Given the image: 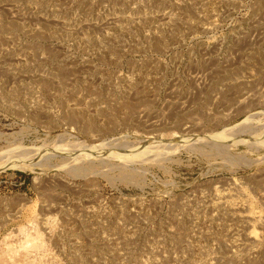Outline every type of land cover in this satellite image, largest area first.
Segmentation results:
<instances>
[{"label": "rangeland", "instance_id": "obj_1", "mask_svg": "<svg viewBox=\"0 0 264 264\" xmlns=\"http://www.w3.org/2000/svg\"><path fill=\"white\" fill-rule=\"evenodd\" d=\"M0 264H264V0H0Z\"/></svg>", "mask_w": 264, "mask_h": 264}, {"label": "bare ground", "instance_id": "obj_2", "mask_svg": "<svg viewBox=\"0 0 264 264\" xmlns=\"http://www.w3.org/2000/svg\"><path fill=\"white\" fill-rule=\"evenodd\" d=\"M39 242V237L38 236H35V237H32V236H27L24 240V245L26 246L27 244H29L31 247L33 248H36L37 249V244ZM28 245V247H29ZM11 252V251H10ZM6 255V254H5ZM8 255V254H7ZM10 255V254H9ZM8 255V256H9ZM11 258V256H9ZM17 262V261H15Z\"/></svg>", "mask_w": 264, "mask_h": 264}]
</instances>
